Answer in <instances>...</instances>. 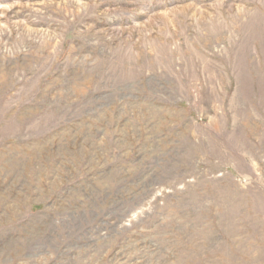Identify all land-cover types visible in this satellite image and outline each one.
<instances>
[{
    "label": "rangeland",
    "instance_id": "374dc122",
    "mask_svg": "<svg viewBox=\"0 0 264 264\" xmlns=\"http://www.w3.org/2000/svg\"><path fill=\"white\" fill-rule=\"evenodd\" d=\"M0 264H264V0H0Z\"/></svg>",
    "mask_w": 264,
    "mask_h": 264
}]
</instances>
